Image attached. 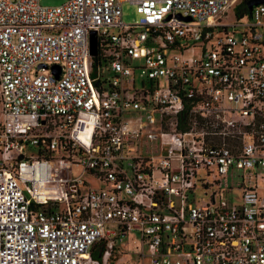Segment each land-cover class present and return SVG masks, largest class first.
<instances>
[{"label": "built area", "instance_id": "built-area-1", "mask_svg": "<svg viewBox=\"0 0 264 264\" xmlns=\"http://www.w3.org/2000/svg\"><path fill=\"white\" fill-rule=\"evenodd\" d=\"M240 1L0 0V264H108L130 232L140 264H264V4Z\"/></svg>", "mask_w": 264, "mask_h": 264}, {"label": "rangeland", "instance_id": "rangeland-1", "mask_svg": "<svg viewBox=\"0 0 264 264\" xmlns=\"http://www.w3.org/2000/svg\"><path fill=\"white\" fill-rule=\"evenodd\" d=\"M65 0H39V4L43 6H52L58 5L64 2ZM122 16L121 19L123 22H131L137 17L133 6L128 3H122L121 5ZM79 169L73 167L72 175H78ZM80 178L85 180V186H98V182L93 181L89 176L85 174H80ZM137 236L134 232L128 233L123 237L122 242L120 243L119 249L122 250L123 254H117L115 256L114 264H140V258L137 256L139 251V245L137 241ZM143 264H147V260H144Z\"/></svg>", "mask_w": 264, "mask_h": 264}, {"label": "trees", "instance_id": "trees-1", "mask_svg": "<svg viewBox=\"0 0 264 264\" xmlns=\"http://www.w3.org/2000/svg\"><path fill=\"white\" fill-rule=\"evenodd\" d=\"M245 2L246 0H241L235 7V12L237 15H241V14H245L247 13V8L245 6ZM97 246L99 250H96V249H90L89 250V254L92 258H96V259H99V255H100V250L102 249V246L100 243H97ZM115 257H112L110 256L108 258V264H114V261H115Z\"/></svg>", "mask_w": 264, "mask_h": 264}, {"label": "water", "instance_id": "water-1", "mask_svg": "<svg viewBox=\"0 0 264 264\" xmlns=\"http://www.w3.org/2000/svg\"><path fill=\"white\" fill-rule=\"evenodd\" d=\"M260 3L264 4V0H247L246 1L247 11H249L253 5L260 4ZM95 52H96V44H95L94 32L90 31L89 33V54L94 55ZM38 67H40V65H38ZM51 69L55 70V77H56L57 76L56 66H51Z\"/></svg>", "mask_w": 264, "mask_h": 264}, {"label": "flooded vegetation", "instance_id": "flooded-vegetation-1", "mask_svg": "<svg viewBox=\"0 0 264 264\" xmlns=\"http://www.w3.org/2000/svg\"><path fill=\"white\" fill-rule=\"evenodd\" d=\"M247 1V0H246ZM245 6H246V2H245Z\"/></svg>", "mask_w": 264, "mask_h": 264}]
</instances>
